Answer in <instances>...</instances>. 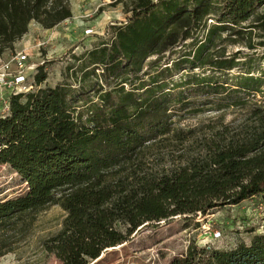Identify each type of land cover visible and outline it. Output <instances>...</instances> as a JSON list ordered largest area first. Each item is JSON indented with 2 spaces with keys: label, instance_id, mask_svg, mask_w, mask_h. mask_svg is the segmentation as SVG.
<instances>
[{
  "label": "trees",
  "instance_id": "16d2710c",
  "mask_svg": "<svg viewBox=\"0 0 264 264\" xmlns=\"http://www.w3.org/2000/svg\"><path fill=\"white\" fill-rule=\"evenodd\" d=\"M115 3L123 4L126 21L112 24L110 41L85 54L93 68L81 81L127 75L131 88L38 87L11 95L0 116V162L25 184L0 200V257L11 251L16 225L53 204L65 217L44 247L60 264H89L102 241L124 239L117 224L129 233L175 198L193 197L203 210L255 198L264 206V101L252 102L264 96V0ZM71 16L69 0H0V56L14 51L31 22L51 29ZM229 45L247 52L227 54ZM179 46L161 65L160 57ZM45 68L37 66L34 85L46 80ZM234 68L238 74L225 78ZM194 69L211 74L173 79ZM90 91L96 98L79 104ZM229 109L246 115L236 125L220 118L199 137L176 126L186 115ZM152 149L176 150L178 162L154 170ZM168 264H264V233L227 250L190 245Z\"/></svg>",
  "mask_w": 264,
  "mask_h": 264
},
{
  "label": "rangeland",
  "instance_id": "374dc122",
  "mask_svg": "<svg viewBox=\"0 0 264 264\" xmlns=\"http://www.w3.org/2000/svg\"><path fill=\"white\" fill-rule=\"evenodd\" d=\"M69 3L72 12L69 19L50 30L31 22L27 34L14 46V51H5L2 58L8 59L16 52L27 54L28 63L34 67V70L29 71L31 83L37 66L46 65L47 78L39 86L34 85L33 91L38 87H54L64 82L77 90L81 84L90 85L93 89L102 83L103 88H113L116 85L124 86L125 89L131 88L128 80L132 77L127 75L109 78L107 82L90 75L85 82L81 81L82 73L93 68L89 66L85 54L101 40L110 41L112 24L119 25L126 21L123 4L115 3V0H69ZM87 29L92 32L87 34ZM254 40L259 39L256 37ZM180 48L181 46L175 48L174 53L167 52L161 56L160 64L176 58V52ZM238 49L243 53L247 52L239 45H229L227 54ZM261 52L262 49L257 50V54ZM155 58L152 56L147 60L149 62ZM239 71L240 69L234 68L224 76L231 79ZM187 73L211 74L210 70H182L173 79L179 81ZM134 82L136 85L139 81ZM8 96V91L0 90V116L8 113V109L4 107ZM88 98H96L93 91L83 95L78 103L82 104ZM263 101L264 96L261 94L252 98V102L258 105L263 104ZM245 115V109H229L222 113L206 111L186 115L178 120L176 126L185 132L192 131L194 137H199L206 131V125L220 118L225 124L236 125ZM171 151L164 150L162 155L152 149L153 154L148 153L147 160H150L154 170L167 169L178 162V151ZM24 189L25 184L21 183L19 177L8 165L0 162V200L13 197ZM201 204L193 197H179L166 204L164 214L140 218L129 233L125 226L117 224L124 239L102 241L100 256L89 264H168L174 256L185 253L190 245L227 250L240 243H249L254 234L264 233V206L259 198L239 205L214 206L205 210ZM64 217L65 211L59 205L53 204L24 218L8 234L13 240L11 251L0 257V264H60L56 256L45 249L44 241L61 229Z\"/></svg>",
  "mask_w": 264,
  "mask_h": 264
},
{
  "label": "built area",
  "instance_id": "2783aa9c",
  "mask_svg": "<svg viewBox=\"0 0 264 264\" xmlns=\"http://www.w3.org/2000/svg\"><path fill=\"white\" fill-rule=\"evenodd\" d=\"M90 34L92 30L85 31ZM0 56V90L9 92L4 107L9 108V98L11 95L27 93L34 89V83L29 82L33 64L28 63V55L23 52H16L8 59Z\"/></svg>",
  "mask_w": 264,
  "mask_h": 264
},
{
  "label": "crops",
  "instance_id": "0c3cea01",
  "mask_svg": "<svg viewBox=\"0 0 264 264\" xmlns=\"http://www.w3.org/2000/svg\"><path fill=\"white\" fill-rule=\"evenodd\" d=\"M63 22H64V21H63ZM63 22H61V23H63ZM61 23H59V24H61ZM59 24H58V25H59ZM53 28H54V27H53ZM53 28H51V29H53ZM49 30H50V29H49ZM18 42H19V41H18ZM18 42H17V43H18ZM17 43L15 44V46L17 45Z\"/></svg>",
  "mask_w": 264,
  "mask_h": 264
}]
</instances>
